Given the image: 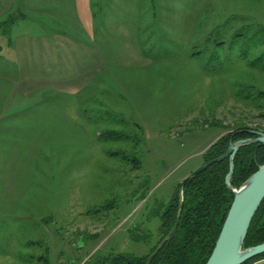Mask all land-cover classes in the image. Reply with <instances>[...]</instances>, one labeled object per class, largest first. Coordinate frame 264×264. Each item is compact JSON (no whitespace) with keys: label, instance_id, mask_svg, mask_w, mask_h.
<instances>
[{"label":"rangeland","instance_id":"374dc122","mask_svg":"<svg viewBox=\"0 0 264 264\" xmlns=\"http://www.w3.org/2000/svg\"><path fill=\"white\" fill-rule=\"evenodd\" d=\"M92 8L90 38L72 30V60L44 72L72 76L73 94L69 82L21 95L0 80L13 94L7 109L0 98V264L148 254L206 149L236 127L264 128V98L246 97L264 90V71L251 63L263 48L251 44L264 42V0H93ZM13 16L1 23L13 35L47 28ZM10 66L0 75L17 77Z\"/></svg>","mask_w":264,"mask_h":264},{"label":"trees","instance_id":"16d2710c","mask_svg":"<svg viewBox=\"0 0 264 264\" xmlns=\"http://www.w3.org/2000/svg\"><path fill=\"white\" fill-rule=\"evenodd\" d=\"M262 30L264 31V27ZM242 35L240 30L235 36ZM254 35L256 36V33ZM220 43L224 42L220 41ZM251 45L255 48L263 46L261 52L252 58L251 63L264 71V42L255 38ZM242 54L246 56L247 49L243 48ZM253 95L256 99L264 98V90H258L257 94L251 91L246 97L252 98ZM255 131H264V128L242 125L224 132L206 149L204 162L222 155L239 139L256 137ZM115 137L124 138L126 135H115ZM234 162V172L230 181L238 188L264 164V144L243 145L236 153ZM229 171L230 159L226 157L214 162L198 175H194L184 186L182 183L179 184L162 216L160 238L151 251L143 256L115 253L108 256L104 264H205L215 247L234 199V192L226 183ZM181 200H183V208L178 227L168 237L176 223ZM163 241L164 243L160 245ZM262 242H264V201L253 217L243 247L247 248ZM153 253L148 263L149 256ZM262 258L264 253L244 264Z\"/></svg>","mask_w":264,"mask_h":264},{"label":"crops","instance_id":"0c3cea01","mask_svg":"<svg viewBox=\"0 0 264 264\" xmlns=\"http://www.w3.org/2000/svg\"><path fill=\"white\" fill-rule=\"evenodd\" d=\"M92 2L93 0H0V68L2 66L11 68L10 65L13 64L12 68H15L14 73L17 74V77L13 78L0 75V80L6 84L14 83L21 95L31 94V89L34 87L50 86L62 90L68 89L69 82L73 94L72 76L68 81L67 76L57 78L48 76L44 72L49 68H56L58 62L66 65L68 60H72L76 41L72 30L76 29L83 36L90 38L89 28L94 14ZM10 15L13 18L17 16L31 18L40 25H46L48 29L44 28L41 34L20 32L13 35L12 32L5 31L1 24ZM88 19L87 23L85 20ZM65 85L67 86L64 87ZM9 93V90L4 92L0 89L2 109L9 107L10 98L13 96ZM2 113L6 112L2 110ZM65 113L67 114V109ZM2 125L0 122V128Z\"/></svg>","mask_w":264,"mask_h":264},{"label":"water","instance_id":"95a60500","mask_svg":"<svg viewBox=\"0 0 264 264\" xmlns=\"http://www.w3.org/2000/svg\"><path fill=\"white\" fill-rule=\"evenodd\" d=\"M255 132L257 134L256 137L242 138L233 142L226 152L204 162L182 181V186H184L190 178L194 175H198L214 162L220 161L226 157L230 159V171L226 176V183L229 188L233 190L234 199L215 247L205 264H244L264 253V242L247 248L243 247L253 217L264 201V164L249 176L240 187L237 188L233 186L230 181L234 172V157L238 150L248 143L264 144V131ZM182 208L183 200L180 202L176 223L168 237H170L178 227ZM163 243L164 241L160 245ZM153 255L154 253L149 256L148 263L151 261Z\"/></svg>","mask_w":264,"mask_h":264}]
</instances>
